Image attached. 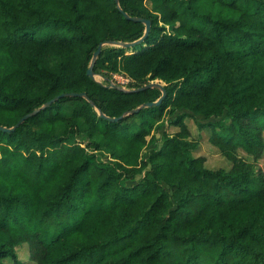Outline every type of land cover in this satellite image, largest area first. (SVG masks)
<instances>
[{
  "label": "trees",
  "instance_id": "obj_1",
  "mask_svg": "<svg viewBox=\"0 0 264 264\" xmlns=\"http://www.w3.org/2000/svg\"><path fill=\"white\" fill-rule=\"evenodd\" d=\"M0 126V264H264V0H0Z\"/></svg>",
  "mask_w": 264,
  "mask_h": 264
},
{
  "label": "rangeland",
  "instance_id": "obj_2",
  "mask_svg": "<svg viewBox=\"0 0 264 264\" xmlns=\"http://www.w3.org/2000/svg\"><path fill=\"white\" fill-rule=\"evenodd\" d=\"M102 76H97V79L102 80ZM110 79L115 82L116 84H119L123 86L124 88L128 89L131 86L132 80L128 77H124L120 73H112L110 74ZM154 82H159L161 84H165L160 79L153 80ZM151 82V81H149ZM175 112L174 114H176ZM174 116L173 114H167L165 115L160 121H158L152 129V134L155 133L157 137L161 135V133H167L171 134L177 131L178 127L175 125H170L168 123V119ZM199 121L201 120V117H199ZM185 122L187 123L189 130L191 131L190 138L197 141V147L192 151V154L194 156H204L206 161L205 165L208 168L215 169V168H225L228 169L230 167V161L223 156L219 150L213 146V144L209 141L210 136V130L208 128H199L195 120L188 116L185 118ZM160 127L159 130L157 128ZM152 144L151 146H153ZM149 149L147 147L144 150V154ZM243 155V153H241ZM258 166L261 167V169L264 171V152L262 157L258 160ZM17 257L18 261L15 263L11 259H7L4 261V264H34L32 260L29 258V252L28 247L26 244H22L21 246L17 247Z\"/></svg>",
  "mask_w": 264,
  "mask_h": 264
},
{
  "label": "water",
  "instance_id": "obj_3",
  "mask_svg": "<svg viewBox=\"0 0 264 264\" xmlns=\"http://www.w3.org/2000/svg\"><path fill=\"white\" fill-rule=\"evenodd\" d=\"M118 0H116L117 2ZM123 14L125 17H127L128 19H131V20H134V21H140L142 23H144L145 25V32H144V35L137 39V40H134V41H131V42H124V43H121V42H117V41H113V40H104L102 42L99 43L96 51L93 53V56H92V60H91V63L87 69V74L90 75V76H94V73H93V66H94V63H95V60L97 58V56L99 55L100 53V50L102 48L103 45H107V44H112V45H121V46H124V47H128V46H133L137 43H139L141 40H143L145 38V36L148 34L149 32V29H150V26H151V23H150V20L149 19H145V18H142V17H136V16H129L126 12L123 11ZM111 86L113 87H116V88H119V89H126L124 88L123 86L119 85V84H116V83H113V82H110ZM149 87H157L159 88L161 91H162V94L161 96L156 100V101H149V102H145L143 104V106H153V105H157L160 103V101L162 100V98L166 95V89L164 87V84H161L159 82H154V81H151L143 86H140L138 88H133L131 90H143L145 88H149ZM65 94H68V95H80V96H84L86 97V94L83 93V92H80V93H77V92H70V93H62L61 95H65ZM59 95V96H61ZM59 96L55 97L54 99L46 102V105H48L51 101L55 100L56 98H58ZM39 110V108H36L34 109L32 112L30 113H27L25 115H23L19 121L11 128V129H14L15 127L19 126L20 123H22L29 115H32L34 113H36L37 111ZM139 110V107L135 108V109H132L131 112H134V111H138ZM101 115H103L102 112H100ZM123 115H121L120 117H122ZM109 119H117V118H111V117H107ZM1 129H4V130H8L7 127H3V126H0Z\"/></svg>",
  "mask_w": 264,
  "mask_h": 264
},
{
  "label": "built area",
  "instance_id": "obj_4",
  "mask_svg": "<svg viewBox=\"0 0 264 264\" xmlns=\"http://www.w3.org/2000/svg\"><path fill=\"white\" fill-rule=\"evenodd\" d=\"M122 75V74H121ZM124 76V75H123ZM124 77H127V76H124ZM128 78V77H127ZM110 82H113L111 79L109 80ZM113 83H115V82H113Z\"/></svg>",
  "mask_w": 264,
  "mask_h": 264
}]
</instances>
